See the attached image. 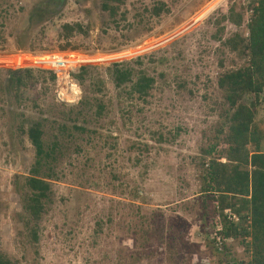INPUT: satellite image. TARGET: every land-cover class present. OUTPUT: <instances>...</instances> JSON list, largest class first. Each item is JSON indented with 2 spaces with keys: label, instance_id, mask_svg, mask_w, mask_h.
Returning <instances> with one entry per match:
<instances>
[{
  "label": "rangeland",
  "instance_id": "374dc122",
  "mask_svg": "<svg viewBox=\"0 0 264 264\" xmlns=\"http://www.w3.org/2000/svg\"><path fill=\"white\" fill-rule=\"evenodd\" d=\"M159 1L127 0L122 8L127 20L118 29L102 12L101 0H80L81 5L66 0L60 8L61 2L53 0H0V250L19 264H213L216 242L212 237L221 223L204 217L198 206L205 182L200 162H228L217 159L228 146L223 139L213 140L217 151L211 156L201 153L212 145L208 137L213 139L218 121L212 100L204 96L221 95L217 88L220 42L213 38L217 29L210 22L234 3L246 6L249 0H161L171 12L151 17L146 9ZM32 13L39 15L34 21ZM65 23L84 28L85 33L71 38L79 48L65 51L86 56L78 61L97 69L92 77L105 80V90L90 97L92 101L101 97L107 109L91 126L100 136L91 144L80 142L83 153L78 155L72 148V157L61 165L62 178L53 184L55 194L43 223L38 256L25 243L22 224L15 220L21 204L14 177L27 174L34 161L33 148L19 127L41 118L61 119L64 106H77L88 93L81 88L76 102L75 95L70 97L73 103L62 102L49 80L30 82L23 101L17 103L15 91L7 92L9 71L16 70L4 61L18 49V41L27 50L36 42L39 49L63 52L58 36ZM227 27L223 37L233 29ZM97 49L113 55L91 57ZM139 57L144 58L141 68L157 78V89L147 104L130 101L131 114L124 118L106 70ZM226 60L230 68L231 57ZM261 100L256 124L264 121V95ZM37 103L43 111L35 108ZM159 132L167 141H157ZM89 177L91 183L86 182ZM100 220L103 227L97 233ZM134 226L148 231L150 237ZM241 243L242 239H229L224 247L237 262L246 263L250 256Z\"/></svg>",
  "mask_w": 264,
  "mask_h": 264
},
{
  "label": "trees",
  "instance_id": "16d2710c",
  "mask_svg": "<svg viewBox=\"0 0 264 264\" xmlns=\"http://www.w3.org/2000/svg\"><path fill=\"white\" fill-rule=\"evenodd\" d=\"M126 3L127 0H101L102 12L107 14L111 24L118 29L122 27L121 21L127 20V11H122ZM146 10L151 17L157 18L171 12L170 6L161 0ZM35 13L30 15L31 21L39 16ZM211 20V25L217 29L213 38L220 42L218 52L221 55V71L217 78V88L221 95L217 98L204 96L207 101L212 100V112L218 116V121L213 139L208 137L212 145L203 147L201 153L203 156H211L218 148L213 140L223 139L228 149L218 154L217 159L225 158L228 162L212 159L206 163L202 159L200 164L205 173V182L198 193V206L204 212V217L210 216L213 223L220 222L223 225L220 233L225 240L242 239L241 246L250 256L246 263L237 262L224 244L222 249L215 245L213 264H264V121L259 123L262 126L256 124L261 96L264 95V0H249L246 6L234 3L221 18L213 21V17ZM228 25L233 29L229 36L223 37ZM61 28L62 33L58 36L63 41L61 49L77 50L79 47L71 42V38L77 33H83V26L79 23H65ZM18 45L20 49L27 48L19 41ZM30 46V50L39 49L36 42ZM226 57H231L230 68H227ZM143 64L144 58L139 57L133 62L114 63L106 70L117 90V105L124 118L131 114L128 109L130 101L139 100L147 104L152 92L157 89V78L147 68H141ZM93 70L97 69L83 66L73 73L74 79L88 95L77 106H64L58 116L61 119L41 118L28 127L26 124L19 127L33 148L34 161L27 174L14 177L15 191L21 204L15 220L22 224L20 234L25 243L38 256L45 229L43 223L55 194L53 184L62 178L63 161L72 157V148L73 152L80 155L84 151L82 142L91 144L100 136L98 130L91 126L104 117L107 106L101 97L96 96L92 101L90 94L102 93L106 85L99 75L92 77ZM9 72L13 75L9 77L10 87L7 92L10 94L15 91L17 103L23 101L22 95L30 82L36 85L40 81L49 80L55 87L56 75L52 72L36 69ZM160 76L165 77L164 74ZM88 81L91 83L86 85ZM179 87L183 88L184 85L179 84ZM189 94L194 95V91L189 90ZM35 108L43 111L38 103ZM179 132L180 128L172 135L174 140ZM156 135L158 142L167 141L162 132ZM82 167L80 170L84 172L86 166ZM86 182L91 183V178H87ZM135 197H140V193H135ZM227 209L237 214L239 220H230L225 214ZM102 224V220L97 222V233L102 231ZM134 227L150 237L148 231ZM0 264L19 263L0 250Z\"/></svg>",
  "mask_w": 264,
  "mask_h": 264
},
{
  "label": "built area",
  "instance_id": "2783aa9c",
  "mask_svg": "<svg viewBox=\"0 0 264 264\" xmlns=\"http://www.w3.org/2000/svg\"><path fill=\"white\" fill-rule=\"evenodd\" d=\"M95 52V55L91 57L96 59L105 55H113L108 53L104 54V52H101L100 49H97ZM82 57L86 58V56H80L74 51L54 52L47 51L45 49H17L15 52L11 53L10 56H7V60L4 62L8 63L6 66L8 67L9 65V68L11 69L17 70L34 68L53 72L56 75L55 91L58 99L62 102L73 103L74 101L71 100L70 97L75 95L76 102L77 98H79L82 93L80 84L73 77V73L78 72V70L85 64L83 61H78L79 58ZM65 95L68 96L69 99L66 98ZM225 214L228 215L230 220H239L238 215L233 213L230 209L225 210ZM222 230L223 225H219L217 230L214 231V235L212 237L219 249H222L224 242H226L220 233Z\"/></svg>",
  "mask_w": 264,
  "mask_h": 264
},
{
  "label": "flooded vegetation",
  "instance_id": "af4514ba",
  "mask_svg": "<svg viewBox=\"0 0 264 264\" xmlns=\"http://www.w3.org/2000/svg\"><path fill=\"white\" fill-rule=\"evenodd\" d=\"M54 1H60L61 3H60V5H59V8L61 7V4H63L66 0H53V3H55ZM76 1V3L78 4V5H81L80 4V0H75ZM50 14H51V12H50Z\"/></svg>",
  "mask_w": 264,
  "mask_h": 264
},
{
  "label": "clouds",
  "instance_id": "9594fccd",
  "mask_svg": "<svg viewBox=\"0 0 264 264\" xmlns=\"http://www.w3.org/2000/svg\"><path fill=\"white\" fill-rule=\"evenodd\" d=\"M18 49L20 50V48H18ZM21 50H23V49H21ZM25 50H27V49H25ZM28 50H30V49H28ZM36 50H44V49H36ZM29 69H34V68H29ZM14 70H16V69H14ZM20 70H24V69H17L16 71H20ZM36 70H41V69H36ZM47 72H49V71H47Z\"/></svg>",
  "mask_w": 264,
  "mask_h": 264
}]
</instances>
